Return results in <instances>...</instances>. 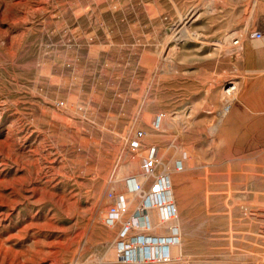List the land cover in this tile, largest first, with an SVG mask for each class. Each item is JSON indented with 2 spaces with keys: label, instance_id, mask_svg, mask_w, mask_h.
Returning <instances> with one entry per match:
<instances>
[{
  "label": "rangeland",
  "instance_id": "1",
  "mask_svg": "<svg viewBox=\"0 0 264 264\" xmlns=\"http://www.w3.org/2000/svg\"><path fill=\"white\" fill-rule=\"evenodd\" d=\"M250 1L0 0V264H131L103 216L142 179L137 131L171 168V264H264Z\"/></svg>",
  "mask_w": 264,
  "mask_h": 264
},
{
  "label": "built area",
  "instance_id": "2",
  "mask_svg": "<svg viewBox=\"0 0 264 264\" xmlns=\"http://www.w3.org/2000/svg\"><path fill=\"white\" fill-rule=\"evenodd\" d=\"M250 36L253 40L264 41V17L260 27ZM61 105V102L56 104L57 107ZM158 126L159 119L154 122V127ZM143 138L144 132L137 131L128 142L129 150L141 157L142 179L135 176L125 179L130 196L109 194L111 204L104 213L103 222L110 227L121 224L116 251L123 263L171 264L173 260L168 248L176 244L179 237L178 229L170 225L178 219L170 178L171 168L159 160L154 147L142 149ZM181 168V162H175L173 169L178 171ZM155 227H163L166 233H155Z\"/></svg>",
  "mask_w": 264,
  "mask_h": 264
},
{
  "label": "crops",
  "instance_id": "3",
  "mask_svg": "<svg viewBox=\"0 0 264 264\" xmlns=\"http://www.w3.org/2000/svg\"><path fill=\"white\" fill-rule=\"evenodd\" d=\"M253 2H254L255 5L257 4V0H251L250 1L251 4H253ZM260 2L262 4H264V2H262V0H260ZM255 5H254V7H255ZM262 44H264V41H262V40H253V44H252L251 48H253L256 52L260 53L261 52V48H262ZM246 51L249 52L250 51V48L248 47ZM242 96H243V92L240 93L237 97L238 98H242ZM152 217H153V215H152ZM157 228L158 227H155L154 228V231ZM138 233H140V232H138ZM165 233H166V230H164V228H163V234H165ZM170 249H171V247L168 248V251H170Z\"/></svg>",
  "mask_w": 264,
  "mask_h": 264
},
{
  "label": "bare ground",
  "instance_id": "4",
  "mask_svg": "<svg viewBox=\"0 0 264 264\" xmlns=\"http://www.w3.org/2000/svg\"><path fill=\"white\" fill-rule=\"evenodd\" d=\"M254 5H255V4H254V2H253L252 6L254 7ZM231 89H232V88L229 87V89H227V91H230ZM225 111H226V108H224V112H225ZM134 163H135L134 161H131V165H134Z\"/></svg>",
  "mask_w": 264,
  "mask_h": 264
}]
</instances>
